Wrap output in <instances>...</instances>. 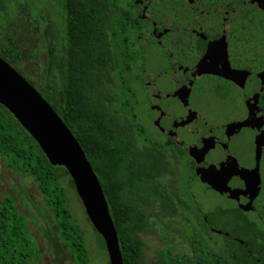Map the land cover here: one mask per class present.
Wrapping results in <instances>:
<instances>
[{
	"label": "trees",
	"instance_id": "16d2710c",
	"mask_svg": "<svg viewBox=\"0 0 264 264\" xmlns=\"http://www.w3.org/2000/svg\"><path fill=\"white\" fill-rule=\"evenodd\" d=\"M45 1L58 4L64 11L63 52L57 54L55 42L51 40L48 65L39 78L40 86L19 69L23 60L21 45L10 34H6L5 43L1 40V32L7 31L10 25V5L15 6L18 0H0V57L35 87L81 145L109 205L124 264H147L140 235L156 226V221L146 215L139 201L125 196L127 192L134 198L148 193L154 196L162 193L166 184L161 183L155 189L147 186L148 183L155 185L148 164L142 160L150 155V150L133 142L141 137L144 144L158 148L157 142L150 140L136 123L132 103L136 95L127 78L134 63L127 40L132 24L123 13L121 0ZM22 4L24 7L19 13L32 10L25 7V1ZM48 24L51 36L55 28L50 18ZM108 94L112 102L110 99V103L103 102L104 95ZM261 109L264 114V93ZM114 116L120 119L126 116L131 127L116 122ZM124 134L132 138L126 139ZM2 164L9 171L33 180L74 263L89 264L85 231L73 216L63 184L69 174L61 165L50 161L37 141L0 104V169ZM140 180L143 182L139 183ZM69 182L75 189L71 178ZM161 207L168 209V202L163 201ZM202 218L200 214L197 217L200 224H204ZM191 221L186 217L182 226L191 254L173 255V248L167 249L162 252L164 258L156 264H256L249 261L248 251L264 253V240L258 245L256 239L251 242L244 236L237 237L249 243L248 247L225 236H219L223 243L218 246L212 238L215 234L208 229L202 231L197 227L198 222ZM253 234L262 236L263 233L256 228ZM38 256L28 218L11 197L0 198V264H34Z\"/></svg>",
	"mask_w": 264,
	"mask_h": 264
},
{
	"label": "flooded vegetation",
	"instance_id": "af4514ba",
	"mask_svg": "<svg viewBox=\"0 0 264 264\" xmlns=\"http://www.w3.org/2000/svg\"><path fill=\"white\" fill-rule=\"evenodd\" d=\"M120 4L128 23L132 24L127 40L134 54V63L127 78L136 95L132 99L136 123L150 140L157 142L160 149L144 144L141 137L133 142L138 143L142 149L150 150V155L142 160L148 164L147 168L152 173L155 185L148 183L147 186L155 189L161 183L166 184L163 192L154 196L148 193L134 198L127 192L125 197L137 203L139 201L141 209L148 217L146 210L155 206L160 217H180L181 226L184 227L186 217L193 220L191 222H198L197 217L200 214L204 224L198 222L197 227L202 231L208 229L217 236H225L229 241L239 242L245 247L249 243L237 236L248 237L251 242L256 239L259 245L264 240V198L261 196L262 192L258 197L255 193L258 187L263 190L262 168L258 166L256 154L263 149L262 143L260 138L254 143L257 153L254 151L256 154L251 166L243 165L227 150L234 137L253 124L255 114L252 117L251 113H247L246 118L242 116L241 121L237 120L236 114H232L234 118L227 116V121L223 120L221 126L212 127L206 119L200 120L197 112L189 108V101L196 84L205 80L209 84L208 88L225 91L222 101L229 109L239 105L255 107L258 117L254 127L263 131L262 134L259 133L263 137L261 96L264 93V0H121ZM253 43L259 46L253 48ZM161 57L166 59L169 67L161 72H154L149 63L151 59ZM164 74H170L173 81V90L166 92L165 96L156 88V80ZM150 75L154 77L145 84L150 93H147L148 97L143 101L141 96L138 98L139 94H136L133 84L142 76ZM173 97L182 100L187 112L183 116H171L173 118H170L168 126L165 121L170 116L161 101ZM103 98V102H112L110 94ZM151 98L155 101H151ZM146 105L150 106L149 113L150 109L158 111L157 116L154 112L151 118L158 133L156 136L149 134L147 125L139 119V107ZM146 116L144 114V118ZM114 120L131 127L126 116L122 119L114 116ZM125 121L129 124H125ZM199 121L203 122L201 129L197 127L194 131L189 130L193 137L187 133L179 136L180 129H187L189 125ZM132 132L137 134L134 128ZM125 136L126 139L132 138L130 135ZM223 146H226L225 152L216 157L214 152ZM172 159L178 165L180 159H186V180L183 184L179 183L181 168L173 164ZM142 160L141 164H144ZM130 163L135 165L131 161ZM172 164L177 167V173L169 172ZM166 175L169 180L165 179ZM196 181L204 185L206 190L235 204V208L224 209L230 215L228 235L219 234L209 220L208 213L192 201L188 186ZM142 182L140 180L139 183ZM225 183L239 193H228L227 196L225 192L218 191L216 187L223 188ZM163 201L168 202V209L161 207ZM246 204H250L249 210L241 208ZM256 228L263 233L262 236L253 234ZM248 253L250 262L264 264V253Z\"/></svg>",
	"mask_w": 264,
	"mask_h": 264
},
{
	"label": "rangeland",
	"instance_id": "374dc122",
	"mask_svg": "<svg viewBox=\"0 0 264 264\" xmlns=\"http://www.w3.org/2000/svg\"><path fill=\"white\" fill-rule=\"evenodd\" d=\"M23 1L26 3L25 7L28 6L32 10L19 13L20 8L24 7L22 4ZM64 16V11L58 4L48 3L45 0H18L15 6L10 5V25L7 26V31L1 32V40L5 43L6 34H10L15 41L21 45L23 60L19 65V69L38 86H40V76L44 74L47 69L51 40L55 42L56 53L59 54L63 52L62 28L64 25ZM49 18L55 28V32L51 36L48 35L47 29L49 26ZM35 20L38 21L36 22ZM252 46L253 48H257L259 45L253 43ZM158 50L161 51L160 48ZM149 65L154 72L158 70V72H161L169 67L166 59L162 57L159 59H151ZM153 77L152 75L142 76L141 79L136 81V84H133V88L137 92L136 94H139L138 98L141 96L140 99L143 101L148 97L147 93H150V89L146 90L145 84ZM132 78L133 76H131V79ZM208 86L209 84L205 80H200L196 84L189 101V108L197 112L200 120L204 121L206 119L209 122V126H221L224 121H227V116H232V118H234L232 114H236L237 116L235 117H237L239 121L243 120L242 116L246 118L245 115L247 113H251L252 117L255 114V120L251 125L252 127H247L240 135L234 137L230 145L227 146V150L230 151L232 155L236 156V158L240 160V163L245 166H251L253 164L254 155L257 153L255 144L258 138H260L259 141L262 143L264 149V135L261 138L259 135L261 130H259L258 127H256V129L254 127L256 118L258 117L256 115V108H249L248 105H239L238 107L234 106L232 109H229L222 101V96L225 91L213 90L208 88ZM156 88L160 90L163 96H165L166 92L168 93L170 90H173V81L170 78V74L159 76L156 80ZM151 99V101H155L154 98ZM161 105H163L165 107L164 109L169 113L170 117L165 121V125L168 124V126L173 117L183 116L187 112L186 107L179 97L163 100L161 101ZM149 107L148 105L142 108L139 107V119L142 123L147 125V132L156 136L158 133L156 127L151 122V118L154 112L155 116H157L158 111L150 109L149 113ZM144 114L147 115V118H144ZM202 121L189 125L187 129H180L179 136L181 137L187 133V135L193 137V134H190L189 130L194 131L197 127L201 129ZM124 123L129 124L127 121ZM126 127L130 128L129 125ZM262 127L264 130V122ZM262 133L263 131L261 134ZM225 147L217 148L214 152L215 156L220 157L225 152ZM263 149L256 154V156H258V166L260 169L262 168L261 180L263 190L258 187L255 193H257L256 197H258L259 193L262 192L261 196L264 198ZM172 161L173 164L178 165L175 159H172ZM173 164L169 172L177 173V167ZM186 164V159H180L178 165L179 169L181 168L180 184H183V181L186 180ZM0 174V198L4 199L5 197H11L17 204L18 210L28 218L29 228L34 235L39 253L34 264H75L70 252L61 242L55 220L45 206L42 196L33 180L23 174L9 171L4 164L1 165ZM165 179L169 180V176L166 175ZM69 181L70 176L66 175L63 179V184L69 196V204L73 216L85 231V239L90 252L89 264H110L106 248L103 247L100 236L95 231L86 215L82 201ZM188 193H190L192 201L196 202L208 213V218L211 223H213L216 230L221 232V234L228 235L227 232L229 231L227 225L230 215L228 212L225 213L224 209L235 208V204L215 192L206 190L204 185L199 181L188 186ZM146 212L156 221V226L151 230L144 231L140 235L145 245L143 255L147 264L158 263L159 260L164 258L162 252L171 248H173V255L191 254L190 246L184 240L185 233L183 232L184 228L181 226L180 217L177 219H171L167 216L160 217L159 210L155 206L146 210ZM249 217H251V215ZM212 238L214 243L218 246H221L223 243L222 238L217 235Z\"/></svg>",
	"mask_w": 264,
	"mask_h": 264
},
{
	"label": "water",
	"instance_id": "95a60500",
	"mask_svg": "<svg viewBox=\"0 0 264 264\" xmlns=\"http://www.w3.org/2000/svg\"><path fill=\"white\" fill-rule=\"evenodd\" d=\"M0 104L37 141L52 163L61 165L95 231L104 241L110 264H124L118 234L102 186L81 145L51 105L22 75L0 57ZM211 186V182L207 181ZM220 192L236 194L226 183ZM250 209V204L241 206ZM221 234V232H218Z\"/></svg>",
	"mask_w": 264,
	"mask_h": 264
}]
</instances>
